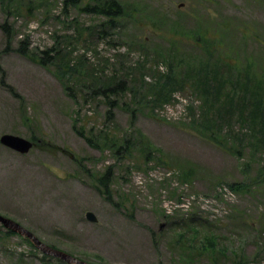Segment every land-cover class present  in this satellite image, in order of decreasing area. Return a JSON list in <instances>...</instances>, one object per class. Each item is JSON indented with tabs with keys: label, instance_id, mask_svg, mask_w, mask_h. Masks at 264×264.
<instances>
[{
	"label": "rangeland",
	"instance_id": "rangeland-1",
	"mask_svg": "<svg viewBox=\"0 0 264 264\" xmlns=\"http://www.w3.org/2000/svg\"><path fill=\"white\" fill-rule=\"evenodd\" d=\"M63 1L0 0V137L41 140L26 155L0 145V215L91 264H264L263 82L220 111L193 85L206 56L192 41L221 33V52L264 72V0H118L129 19L115 31ZM45 52L55 60L42 65ZM84 71L130 80L134 93L115 98L113 118L104 99L86 98ZM231 86H220L221 100ZM165 89L170 103L152 104ZM207 120L229 145L205 136ZM125 142L130 157L120 159ZM233 183L242 189L229 203ZM2 232L0 264H66ZM210 234L217 246L202 254Z\"/></svg>",
	"mask_w": 264,
	"mask_h": 264
},
{
	"label": "trees",
	"instance_id": "trees-1",
	"mask_svg": "<svg viewBox=\"0 0 264 264\" xmlns=\"http://www.w3.org/2000/svg\"><path fill=\"white\" fill-rule=\"evenodd\" d=\"M83 1L84 0H64L63 4H64L65 9L77 8L83 13H87L88 15H92L100 19L102 23L100 24L99 27L107 28L112 31H115L121 26H123L124 25L122 22L123 20L128 21L129 19V15L125 7L118 0H89L85 4H83ZM102 32L104 33V31ZM99 33L100 32H98V34ZM192 40L194 42H196V40L201 41V38L194 36L192 37ZM211 46L213 45H210V46L203 45L202 47H200L198 44H195V48L200 53H203V55L206 56V58L205 60H202L200 62L198 61L200 68H198L197 70L194 69L196 70V78L193 81V85L194 87L199 88L200 91L204 90L206 95L207 94L212 95V97L210 98H213L214 96H216L214 97L213 101H215L216 106H220L221 108L220 111L225 110V111L233 112L232 110L233 104H232V101L230 100L235 98V95H237L240 92H241V95L239 97L237 95V99L239 101H243L249 95L259 94L257 92H253V93L250 91L246 92V87L248 88V85L252 84L251 82H253L257 86H258V82H263V86H264V80L262 79L264 78V76L262 75V73H259L258 71H254L255 64L249 63V64H246L245 67L243 68V66H239L237 63L226 60L222 55L217 53L215 49H213ZM21 52H22V55L26 56L27 53L25 51L21 50ZM44 54L45 55L47 54L46 58H44V56L41 58H38L37 60L38 63L45 65L47 63H52L55 60V58H53L50 54L46 52ZM57 54L58 52H56V55ZM211 61H212V64H211ZM251 61L252 60H248L247 62H251ZM193 66L194 65H189V68H192ZM74 68H78V66H73V68L70 69L69 71L72 72L71 70H73ZM212 68H220L219 72H221L222 74H219V72L218 73L214 72L213 76L211 77V80H210V77H208V80H206L207 78L202 75L204 73L202 71L204 70L210 71L212 70ZM139 69L140 70L144 69L142 64H139ZM84 72L85 73L83 77V83L87 86V91H83V92H85L86 98L91 99V100L104 99L106 108H107L106 116L108 119L113 118V111L119 107V104L115 98L122 97L123 95H126L128 93L130 95L134 93V90L131 88L132 86H131L130 80L128 79V77H124L120 74H115L117 72H114V74H112L109 77H101V76L98 77V76H95L94 72H89V71L88 72L84 71ZM90 73L91 75H89ZM110 77H111V82H110ZM227 83L232 84V86L228 94H226L223 100H221L220 98L222 97V95L220 93V86L223 84L227 86L228 85ZM212 84L213 86H215V88L212 86ZM263 86H262V91H263ZM217 90L219 92H217ZM170 95H171V92H169L168 89H165L163 92L161 91L159 96L156 97L154 95L151 103L155 105L165 104L171 100ZM205 100L207 99L205 98ZM220 100L222 103L220 102ZM210 104L208 105L209 106L208 109H210ZM237 104H240V103H237ZM155 105H151V107L155 108ZM211 107H213V105ZM128 109L130 111V107H128ZM137 111H138V108L136 106L132 107V111L130 112L132 118L135 117ZM220 111L214 110V114L218 115ZM263 115H264V112H263ZM263 115L259 119H263L264 118ZM212 118H213V115H212ZM213 120H218V117L213 118ZM213 120L212 121L210 120L211 122L207 120L208 126L206 130L204 131L206 132L205 136L208 139L217 143L219 146L229 145L230 142L227 141V139L231 137L226 136L225 138H221L220 140L217 134H215V131L220 130V125L213 122ZM238 120H239V123L245 124L247 126V129H249L250 125L246 120L239 118V117H238ZM204 132H202V135H204L203 134ZM261 133H263L262 135L264 137V131H261ZM238 136H241V134L237 133L235 134L234 137L238 138ZM109 140L110 139L104 138L103 142L105 143L107 142V144H110L113 146L115 144V140L112 139L113 141L111 142ZM127 144L128 142H125L119 147H116L117 148L116 151L119 153L118 156L120 157V159L130 157L131 148H127ZM260 149L262 150L261 152H263L264 154V147L261 146ZM231 152L234 155L239 156V154L237 153L235 149H232ZM104 181H105V177L104 178L102 177L98 180V182H100V184L105 188ZM229 186L230 188L232 187L234 191H239L242 189V185L240 184H231ZM197 234H198L197 231H195L194 234H191L190 238L188 239V242L193 244L196 239L195 235ZM4 235H6V237L8 238L10 236H14V234L10 231H6L5 233H2V236ZM26 241L30 245V242L28 240ZM201 245L202 247L200 248L202 249V254L213 252L217 246L216 238L213 237L212 234H210L209 236L205 237ZM192 250L194 251V247L192 248ZM188 256H190L191 258L193 257L192 255H188Z\"/></svg>",
	"mask_w": 264,
	"mask_h": 264
},
{
	"label": "water",
	"instance_id": "water-1",
	"mask_svg": "<svg viewBox=\"0 0 264 264\" xmlns=\"http://www.w3.org/2000/svg\"><path fill=\"white\" fill-rule=\"evenodd\" d=\"M0 142L14 150L17 151L21 154H25L28 153V151L31 148V143L26 141L25 139L16 137V136H12V135H4L1 137ZM86 219L91 222V223H96L97 219L96 217L88 212L86 213ZM0 224L7 230L12 231L20 236H23L27 239L30 240V242L35 246V248L37 250H39L41 253L47 255V256H51L54 258H58L68 264H88L86 262H83L81 260H78L72 256H70L69 254L63 252V251H59L56 250L44 243H42L41 241H39L31 232H29L28 230H26L25 228H23L21 225H19L18 223L11 221L7 218H4L2 216H0Z\"/></svg>",
	"mask_w": 264,
	"mask_h": 264
}]
</instances>
